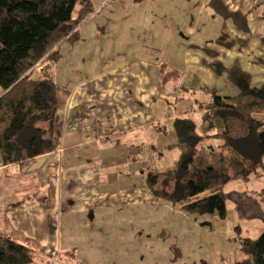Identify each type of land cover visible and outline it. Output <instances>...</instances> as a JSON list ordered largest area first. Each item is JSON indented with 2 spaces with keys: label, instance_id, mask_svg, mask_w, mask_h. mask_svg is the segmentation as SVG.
<instances>
[{
  "label": "crops",
  "instance_id": "1",
  "mask_svg": "<svg viewBox=\"0 0 264 264\" xmlns=\"http://www.w3.org/2000/svg\"><path fill=\"white\" fill-rule=\"evenodd\" d=\"M210 1L206 4L208 0H203V8L210 5L212 9ZM224 2L231 11L246 14L244 28L233 18L219 16V21L215 14L211 15L217 21V36L225 30L237 40L236 45L228 49L208 42L210 39L203 44L189 42L179 54L184 68H176L174 64L179 62L175 63V59L167 61L168 67L179 72L167 81L162 79L161 66L140 58L92 71L94 68H89L90 73L84 75L77 67L70 72L68 67L73 65L63 69L61 62L65 53L61 47L66 42L61 45L55 73L56 149L22 166L0 165V236L30 246L34 258L38 250L37 263L80 264L74 248L95 244L97 237L83 233L88 229L84 217L116 214L128 206L156 201L145 185L144 165L164 159L176 149L180 151L177 141L165 139L170 129L175 134L173 120L186 115L198 123L194 114L204 110L211 91L224 96L217 86L228 83L223 74H215L206 65L209 57L200 46L219 50L223 63L239 65L251 74L253 84L264 83V5L250 0ZM202 15L201 7L199 21ZM83 26H79V32ZM79 38L71 42L73 46L83 43L80 41L84 35L79 34ZM104 45L110 51L111 45ZM128 47V41H124L121 51L125 53L123 48ZM117 50L108 54L116 55ZM176 79L173 86L171 82ZM226 87V96L239 93L231 83ZM82 118H87V123H82ZM93 123L98 124L96 129ZM199 130L204 135L215 133ZM205 148H209L208 143ZM115 168L122 170L115 172ZM111 183L116 185L111 187Z\"/></svg>",
  "mask_w": 264,
  "mask_h": 264
},
{
  "label": "trees",
  "instance_id": "2",
  "mask_svg": "<svg viewBox=\"0 0 264 264\" xmlns=\"http://www.w3.org/2000/svg\"><path fill=\"white\" fill-rule=\"evenodd\" d=\"M86 2L0 0V165L22 166L56 149L58 83L53 64L61 57L63 43L79 39ZM210 4L217 14L246 27V14L231 11L224 0ZM208 42L230 49L237 40L223 30ZM200 47L209 57L206 65L215 74H226L239 93L222 96L211 91L201 120L208 130L216 129L213 134L204 135L189 116L176 117L173 127L180 149L176 165L163 172H146L145 185L156 201L166 200L189 213L226 217L225 184L264 170V117L258 115L264 112V83L253 84L251 74L239 65H225L219 50ZM38 61L46 64L41 70L35 67ZM167 70L162 63L163 81L179 73ZM206 137H219L220 149L205 148ZM240 240L247 257L233 264H264V231L257 238ZM0 264L40 263L30 246L0 236Z\"/></svg>",
  "mask_w": 264,
  "mask_h": 264
},
{
  "label": "rangeland",
  "instance_id": "3",
  "mask_svg": "<svg viewBox=\"0 0 264 264\" xmlns=\"http://www.w3.org/2000/svg\"><path fill=\"white\" fill-rule=\"evenodd\" d=\"M204 6L203 0H87V11L80 24V27L84 26L79 32L84 35V40L80 41L83 43L73 46L66 42L62 45L61 51L66 53L61 61L64 62L63 69L72 64L68 67L70 72L77 67L84 75L90 73L89 68H94L92 71L134 58L159 66L175 59V63L179 62L174 64L175 67L184 68L179 54L189 42L203 44L218 35L214 26L217 21H213L211 15L215 14L219 21L221 15L213 12L210 5ZM201 7L204 15L199 21ZM80 9L79 4L75 16ZM124 41H128L129 46L123 48L126 54L121 51ZM95 42L99 44L95 45ZM107 42L111 45L110 51L104 49ZM116 50V55H109ZM56 64H53L54 73L57 72ZM168 70L172 69L168 67ZM223 76L231 83L226 74ZM177 82L178 79L171 84L174 86ZM228 83L217 86L224 96ZM203 111L194 114L199 118V129L216 132L215 129L208 130L202 122ZM258 115L264 117V112ZM168 134L165 135L167 142L177 141L172 129ZM203 143L220 149L222 140L208 137ZM179 154L176 149L164 159H155L144 165V178L150 170L163 172L175 166ZM227 154L233 155L230 151ZM109 185L114 187L116 184ZM223 191L226 194V217L218 213H189L166 200L128 206L116 214L93 218L87 215L84 218L88 229L83 233L97 237L94 238L95 244L74 248L80 264H233L242 260L247 254L240 237L257 238L264 231V170L258 169L248 178L227 182ZM63 259L70 261L69 257Z\"/></svg>",
  "mask_w": 264,
  "mask_h": 264
},
{
  "label": "built area",
  "instance_id": "4",
  "mask_svg": "<svg viewBox=\"0 0 264 264\" xmlns=\"http://www.w3.org/2000/svg\"><path fill=\"white\" fill-rule=\"evenodd\" d=\"M250 2L252 4H255V5H264V0H250ZM46 64H44L42 61H38L35 65V67L38 69V70H41L45 67ZM82 123H87V118H82L80 120ZM98 127V124L97 123H93L92 124V128L96 129ZM207 151V149H206Z\"/></svg>",
  "mask_w": 264,
  "mask_h": 264
}]
</instances>
